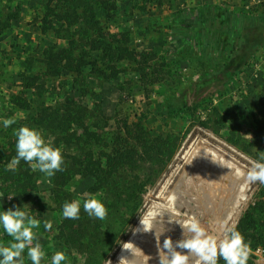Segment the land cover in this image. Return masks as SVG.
<instances>
[{"label":"trees","instance_id":"obj_1","mask_svg":"<svg viewBox=\"0 0 264 264\" xmlns=\"http://www.w3.org/2000/svg\"><path fill=\"white\" fill-rule=\"evenodd\" d=\"M132 1L47 0L38 18V28L41 34L50 35L56 42L47 46L35 62L31 58L26 60V72L20 84L22 90L8 96L11 106L24 113L25 121L7 128L3 124L0 126V184L12 182V188L5 190L7 194L21 195L37 187L39 173L32 171L27 162L21 160L15 171L7 170L16 156L14 131L21 126L38 129L45 140L62 150L63 170L49 177L51 200L61 215L63 204L73 201L72 181L76 177L95 179L101 193L98 199L108 209L106 219L90 217L82 207L79 219H67L62 215L57 227V238L64 244L86 248L84 253L90 264H101L105 259L101 245L105 237L114 235L112 223L119 224L127 213L131 215L136 211L139 189L155 183L154 167L172 159L180 139L172 132L147 137L140 118H125L122 124L117 122L115 132L106 138L91 128L83 105L73 98H68V102L47 103L42 84L59 78L66 71L84 89L85 68L89 67L97 79L107 82L117 77L118 72L125 71L121 67L128 66L145 94L152 87L165 88L169 92L166 103L169 115L189 117L194 123V116L200 109L207 113V121L200 123L208 127L213 114L219 117L218 123H225L213 105L214 99L225 92L264 47V10L259 16H255L253 8L235 10L210 4L179 10L168 28L173 48L182 55L181 59L199 53L196 59L203 68L196 79L181 76L156 49H133L130 34L115 26L118 4ZM137 1L138 8L143 11L147 4L170 0ZM17 17L18 12L8 14L0 21V30L7 29ZM252 26L259 29L258 39L249 38ZM197 48H200L198 53ZM35 63L38 65L34 67ZM26 90L33 91V98L26 96ZM248 111L253 136L248 140L251 143L246 142L239 148L252 155L248 149L250 145L264 144V88L258 94L257 104L249 105ZM106 125L105 121L102 130ZM231 143L237 145L234 140ZM235 228L250 244L251 251L264 250V185L260 186ZM6 238L12 240L8 235ZM105 244L107 252L111 244ZM22 258L29 259L26 252Z\"/></svg>","mask_w":264,"mask_h":264},{"label":"rangeland","instance_id":"obj_2","mask_svg":"<svg viewBox=\"0 0 264 264\" xmlns=\"http://www.w3.org/2000/svg\"><path fill=\"white\" fill-rule=\"evenodd\" d=\"M46 1L0 0V21L10 13L18 12V17L11 21L10 26L0 30V126L8 118H14L16 122L25 121L24 113L16 111L11 106L8 102V96L17 94L22 90L20 84L22 74L26 72V60L31 58L35 62L37 58L42 56L47 46L56 42L50 35L41 34L38 28V18L43 12V4ZM139 4L137 0L119 3L115 16V26L130 34L133 49H156L166 62L171 63L170 67H173V71L192 79H196V76L203 72L200 62L196 59L199 56L200 48L196 49L197 56L185 57L184 59H181L182 55L173 48V39L168 28L177 11L198 8L205 4L235 10L253 8L256 13L255 16H259L264 10V0H170L147 4L143 11L138 8ZM255 6H259L258 9H255ZM249 32V38L258 39L261 35L256 26H252ZM36 65L38 63H35L34 67ZM121 68H124L125 71L118 72L117 77L107 82L97 79L89 67L85 68L83 76H85L86 84L82 85L85 87L84 89L75 83L74 78L66 71H63L59 78L46 80L42 84L47 103L68 102V98H73L83 105L87 123L90 124L91 128L106 138H110L115 132L117 122L122 124L125 118L129 120L140 118L147 137H153L162 132H172L180 139L172 159L165 165L154 167L155 183L139 189L141 194L136 211L131 215L127 213L124 220L119 224L112 223L110 219L111 230L114 235L105 237V242L101 245L104 246L101 252L106 255L101 264H109V261L111 264H119L114 261L116 253L146 211L147 202L152 199L159 186L174 168L180 150L190 140L199 137L203 139V135L211 133L227 146L236 149L243 157L247 158V160L243 157L237 159L236 165L233 166L234 172L237 174L246 173L251 167L250 161H258L261 156H264V144L250 145L248 149L252 155L239 148V146L246 145V142H249L253 136V124L248 109L249 105L257 104L258 94L264 88V47L252 57L249 65L225 92L214 99L213 105L225 123H218L219 117L213 114L208 122V127H204L200 123L207 121V113L200 111V109L194 116V123L189 117L181 118L169 115L166 110L169 92L165 88L152 87L151 91L145 94L132 69L130 70L128 66ZM25 93L28 98H33L32 90H26ZM93 104H97L99 110ZM105 121L107 125L102 130ZM231 140H234L237 145H233ZM210 142L213 146L218 145L214 140ZM223 151L228 152L225 146H223ZM37 173H39V177L36 189L25 194H7L5 190L8 187L12 188V182L0 184V212L9 209L15 210L16 207H23L25 204L29 205V208L25 209L29 216L40 221V226L34 229V232H36L38 242L45 252L41 264H51L52 256L57 251L65 252L68 257L62 264H90V260L84 253L85 247L68 246L57 238V227L62 215L56 210L51 200L49 176L38 170ZM95 183V179L89 177H76L72 181L70 186L72 200L79 199L81 208L85 199L91 196L97 198L101 196ZM260 186L261 184L257 182L247 190L243 201L235 212L238 217L236 225L243 212L254 201V196ZM45 221L52 223L51 230L45 229ZM6 235V232L0 227V244L8 246L13 241L6 238ZM107 242L111 244V249L105 252L108 248V245L105 244ZM25 252L27 253V250ZM249 263L264 264V250L251 251ZM24 264H32V262L28 259L24 261ZM218 264H224V261L220 259Z\"/></svg>","mask_w":264,"mask_h":264},{"label":"clouds","instance_id":"obj_3","mask_svg":"<svg viewBox=\"0 0 264 264\" xmlns=\"http://www.w3.org/2000/svg\"><path fill=\"white\" fill-rule=\"evenodd\" d=\"M14 123H16L14 118L3 121L5 128ZM14 135L17 138L16 156L7 165V170L15 171L21 160L27 162L32 171L38 170L49 177L55 175L57 171L63 170L62 150L54 147L50 140L46 142L38 129L21 126L14 131ZM240 175L244 176L245 182L249 185L257 182L264 185V156H261L258 161H252L247 172L240 173ZM175 200V195L170 197V201ZM26 208H29V205L25 204L23 207H16L15 210L9 209L0 212V227L13 241L8 246H0V264H24L22 256L25 250H27V256L32 264H41L45 257V252L38 242L36 232H34V229L40 226V221L29 216ZM83 210L90 217L99 220H105L108 215V209L96 196H91L83 201ZM80 211L81 201L79 199L71 202L66 201L63 204L62 215L64 218L75 220L79 219ZM157 215H160L159 223L164 226L165 231H170L171 229L165 227L164 216ZM155 220L156 217H153L152 221L141 217L140 225L142 227L133 229V234L154 232L159 264H218L220 259L224 261V264H248L251 255L250 244L245 242L244 236L235 227L229 228L221 223L217 233L213 235L209 234L195 215L183 220H175L169 216L167 223L179 225L183 230V238L174 243L170 237H166L161 245L160 236L165 231L157 236L153 230ZM44 226L46 230H51L52 223L45 221ZM34 241L37 242L34 243ZM132 245H134L132 242H126L122 247L131 252ZM177 249L186 250V252L177 251ZM131 254L134 256L132 252ZM147 257L149 261L151 257ZM67 259L65 252L57 251L52 256L51 264H62ZM119 264H135V261L133 258L128 259L121 256Z\"/></svg>","mask_w":264,"mask_h":264},{"label":"bare ground","instance_id":"obj_4","mask_svg":"<svg viewBox=\"0 0 264 264\" xmlns=\"http://www.w3.org/2000/svg\"><path fill=\"white\" fill-rule=\"evenodd\" d=\"M203 136V139L199 137L190 140L180 150L174 168L147 202L142 218L152 221L156 217L153 230L157 236L165 231L164 226L159 223L160 215L157 214L164 216L165 227L171 229L160 236L161 245L166 237H170L174 243L183 238V230L179 225L167 223L169 216L175 220H183L195 215L209 234L213 235L217 233L221 223L229 228L235 226L238 220L235 212L252 185L234 172L233 166L237 159L243 157L241 153L211 133ZM211 140L218 145H211ZM223 146L228 152L223 151ZM243 159L247 160L246 157ZM173 195L176 200L170 201ZM138 227H142L140 220L135 228ZM126 242L134 244L131 246L134 256L121 246L114 261L119 263L120 257L125 256L128 259L133 258L135 264H159L154 232L134 235L132 231L124 243ZM177 251L186 252L181 249ZM147 256L151 257L149 261Z\"/></svg>","mask_w":264,"mask_h":264}]
</instances>
